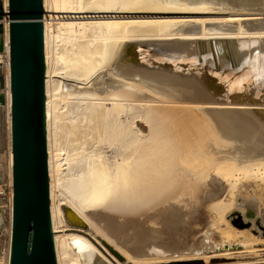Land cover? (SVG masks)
<instances>
[{
  "label": "bare ground",
  "instance_id": "1",
  "mask_svg": "<svg viewBox=\"0 0 264 264\" xmlns=\"http://www.w3.org/2000/svg\"><path fill=\"white\" fill-rule=\"evenodd\" d=\"M42 4L49 213L57 264L63 260L66 264H105L99 257L87 260L94 251L81 235L86 232L69 228L68 223L88 227L100 235L113 256L133 263L129 252L137 251H129L131 245L121 247L122 242H115L111 234L113 225L126 227L128 218L156 226L176 209L185 212L202 204L209 215L215 212L218 221H262L255 211L264 206V41L257 50H249L263 54L256 71L249 67L250 71L238 69L234 74L231 68L241 64L243 46L264 39V14L260 13L264 0H42ZM4 9L8 51L7 0ZM205 39L234 40L239 55L236 59L232 55L230 59L235 60L229 59V65L213 59L210 68L202 57L191 58L193 45ZM132 45L141 61L166 63L169 71L159 65L155 69L132 66L131 59L125 63L123 56L132 55ZM216 68L228 70L227 74ZM173 71L219 72L216 81H223L225 88L222 100L208 93L195 76ZM230 75H235L233 82L228 81ZM6 76L9 80V67ZM56 79L73 84L62 85ZM247 92L262 103L230 98ZM60 99L63 108L69 105L65 115L60 112ZM9 110L10 93L7 114ZM64 116L71 123L61 128ZM61 130L66 147L64 174L60 166L64 154L58 142ZM8 146L6 175L11 186ZM3 174L1 170L0 187ZM10 191L8 252L0 257V264L9 262ZM228 196L233 197L232 205L226 203ZM235 207L240 211H233ZM209 233H201L200 251L222 248L223 242L215 244ZM246 235L238 237V246L233 242L224 247L251 252L256 243L249 248ZM219 256L213 253L204 259Z\"/></svg>",
  "mask_w": 264,
  "mask_h": 264
},
{
  "label": "water",
  "instance_id": "2",
  "mask_svg": "<svg viewBox=\"0 0 264 264\" xmlns=\"http://www.w3.org/2000/svg\"><path fill=\"white\" fill-rule=\"evenodd\" d=\"M42 17V0H7L12 154V212L8 264H57L49 213L45 117L46 67ZM135 48L136 45H132L130 48L132 55L128 54L132 66L146 65L155 69L156 65H159L161 70L169 71L170 65L166 63L141 61L138 52H133ZM139 50L143 51L141 48ZM173 72L182 76H195L208 93L222 100L220 95L225 88L220 83L223 81H216L218 79L216 73L219 72ZM218 75L221 76L220 73ZM233 76L235 75H230L228 81L233 82ZM230 96L231 100L238 96L240 102L247 104L262 103L249 92ZM260 112L263 113L261 110ZM239 223L241 225L239 219L237 222L234 221V224ZM1 229L2 221L0 231Z\"/></svg>",
  "mask_w": 264,
  "mask_h": 264
},
{
  "label": "rangeland",
  "instance_id": "3",
  "mask_svg": "<svg viewBox=\"0 0 264 264\" xmlns=\"http://www.w3.org/2000/svg\"><path fill=\"white\" fill-rule=\"evenodd\" d=\"M3 10L5 11L4 0H0V11H1V14H0L1 35H0V37L1 38H2L3 29H4L3 21L5 20L4 19L5 14L3 13ZM262 11L260 13L264 14V11H263V13H262ZM262 22H264V21H262ZM261 41H264V39L253 40V42H251L249 45H245L242 47L244 49V51L241 52V59H238V61L239 60L242 61L241 64L238 66L237 65L234 66V68H231L232 71H235L234 74H237V71H239L238 69H244V70L247 69V71H250L252 68H254L255 71L257 70V67H255V65H257V61H260L263 54L258 56L256 48L258 47V45L260 44ZM233 42H234V40L233 41L230 40L227 42L226 40H223V39H214V40L205 39V40H202L199 43H195L193 45L194 55L191 56V58L202 57L203 61L205 63H207V65H209V67H210L209 61H211L213 59L216 60V58L219 59L220 61L223 60V63H226L229 65V62H230L229 59L232 58V55L235 56V59L237 58V55H239V51L236 52V50H237L236 44H235V42L234 43ZM253 49H256L255 50L256 52L252 53L251 51H249V50H253ZM213 53H215V55H217V57H215V55H213ZM259 57H260V59H259ZM130 59H131V57H129V55L123 56V60L125 63H129ZM235 59H232V60H235ZM249 59H251V65H249ZM131 65H132V63H131ZM235 67H237V69H235ZM249 67H251V69H249ZM210 68H213V67H210ZM218 70L221 71L222 73H225V74H227L226 71H228L226 69H218ZM253 75H254V73L251 72L250 76H253ZM56 80H58L62 85L73 84L71 82H66V81L61 80V79H56ZM60 101H61V99H60ZM60 104H61L60 112H62L61 114L65 115L69 109V105L67 107L63 108V101H61ZM1 114H3V112ZM70 117L73 119L75 117V113L73 112L72 115H70ZM1 120H2V118H1ZM69 123H71V122L68 121L67 118L64 116L62 118V120L60 121L59 126L61 128L62 127L65 128L67 125H69ZM58 142L61 144L60 148L62 149L60 153L64 154V156H62V159L60 162L61 171L63 170V174H64V173H66L65 169L67 166L64 165L65 164L64 158H65L66 147H65V140L62 137V130H61V133H59V135H58ZM9 144H10V142H9L8 134H7V131L5 130V127L3 126L2 131L0 133V165L3 166V167L0 166V171L2 170L4 173L2 176V179H1L2 182H1V187H0V211H1L0 216L2 215L1 216L2 217V229L0 231V257H2V258H5V256L7 255V252H8V244H9V234L8 233L10 231L8 199H9V196L11 194V191H10V188L8 187L9 183H8V178L6 175L8 172L7 167H6V163H7V153H8L7 150L9 148V146H8ZM222 195L220 197H223ZM232 198L233 197L228 196L226 203L229 205L230 204L232 205L233 204ZM187 207H190L189 203H188ZM201 207H203V208L201 209ZM235 208L233 209V211L234 210L240 211V209H237L238 207L236 209ZM193 209H195V210L193 211ZM186 210L184 212L180 209H176L174 211V213H172V215L169 214L170 216H167L166 218L164 217V220L159 219L160 221L158 220L159 224L157 223V225H156L157 227L154 225L150 226L149 224H144L143 222H141L140 219H134V218L126 219V227L125 226L119 227V225L116 226V224H115L116 228L119 227V228H117L118 230H116L115 226L113 225L111 227V230L113 229L112 230L113 233L111 232V234H112V238H114L115 242H118V241L122 242V243H120V244H122L121 247L124 246L126 248H128L131 245L132 248L129 247L128 250L133 251V249H134L135 252L137 251L136 254L140 252V255L138 254L139 256H135L136 254L134 252H132V254H131V252H129L130 255H132V257L135 259V262H133V263H127V261L125 260L124 257L123 258L121 257L122 260H118L115 256L112 255V253H110L111 252L110 249L108 248V246H106V243H104V241H102V238L100 237V235H97L92 230L90 231L88 229V227L72 226L69 223H68V226H69V228L82 229L83 231L86 232V233H81L82 237L86 241L85 244L88 245L89 248H92V250L95 252V253L90 252V255L88 256L87 260L95 258V257H99L101 260H103V262L105 264H207V263L208 264H237V263H246V262H255V261H257V264H260L261 261H264V206L261 205L260 208H258L255 211L257 213V215L261 216V218H262L261 222H254L253 220H250V219L248 221L243 222L241 219H239V220H241V225H240V223L238 225L234 224V221L237 222L238 218H234L231 221H228L227 219H224V221L223 220L218 221L219 219H216V218H218V216L215 215V212L213 213V211H212V212H210V215H209V211L207 210V207L205 205H202V204H200L196 208L190 207V209L187 208ZM198 210H200V211H198ZM229 210H227V213H229ZM172 219H173V221H172ZM72 222L73 223H76V222L79 223L78 219H77V221L75 219H72ZM80 223H82V221H80ZM170 223H171V225H170ZM83 224L84 223H82V225ZM245 224L247 226H244ZM135 229H137V230H135ZM114 230L116 232H114ZM206 230L208 233L212 231L211 232L212 234L209 233V238H210V240H214L215 244L220 245L219 243L223 242L222 243L223 246L221 249L219 247H217L216 250H209V249H208V251L207 250H202V251L199 250L200 247H198V246L202 243V241H199L202 238L201 233L203 234V232H206ZM209 230H211V231H209ZM234 232H235V236L233 235ZM238 232H241L243 234L247 233V235L245 236L246 237L245 243H248V244H246V245L247 246L249 245L250 246L249 248H251L250 243H253V242L256 243L254 245L252 244V248L254 247L253 249H255L257 251H253L254 252L253 253L252 252L253 249L251 250V252L249 249H246L250 253L248 251L244 253L243 252L244 250L242 248H239L237 250L236 248H232L233 246H230V248L226 249L224 246L228 247L227 243H233L234 242L231 245H234V246L237 245L238 246V243H237V241L239 239L238 237L241 235V233L238 234ZM72 233H74V232H72ZM125 234H126V236H124ZM139 235H140V237H139ZM136 237L137 238L139 237V238L137 239ZM199 237H201V238H199ZM197 238H198V240H197ZM209 238L207 237V235H204V239H207V241H209ZM260 243H262L261 246H260ZM135 244H136V246H135ZM132 245L135 247L133 248ZM118 246H120V245H118ZM146 246L149 248L147 249ZM156 247L158 249H156ZM195 247H196V249H195ZM159 248H162V250H163L162 254L164 253V255H160L161 250ZM218 248H219V250H218ZM87 249L88 248L85 246L84 250L86 252H87ZM197 249H198V251H196ZM142 250H143L144 254L142 253ZM153 250H155V251L153 252ZM165 250H166V252H164ZM192 250H193V252H192ZM199 251L202 252V254ZM205 251H206V253H205ZM225 251H227V252H225ZM145 252L147 255L145 254ZM213 253L214 254L218 253V254H221L222 256L221 257L219 256V257H217V259H212V260L204 259V258H206L204 256L211 255ZM227 253H230V254H227ZM251 253H253L254 255ZM255 253L257 255H255ZM158 254L160 255V257L158 256ZM195 254H196V257H195ZM250 255H251V257H250ZM169 257H171V258H169ZM63 264H66V261L63 260Z\"/></svg>",
  "mask_w": 264,
  "mask_h": 264
},
{
  "label": "built area",
  "instance_id": "4",
  "mask_svg": "<svg viewBox=\"0 0 264 264\" xmlns=\"http://www.w3.org/2000/svg\"><path fill=\"white\" fill-rule=\"evenodd\" d=\"M4 13V10H3ZM5 28L3 29L2 38L0 37V44L3 46V51L0 53V68H1V76H0V133L2 131L3 126L5 130L7 127V121L9 115V123H10V110L9 114H7L8 109V95H9V80L6 76V70L8 69V51L5 48ZM3 112V114H1ZM2 118V120H1ZM8 134V131H7ZM9 137V135H8ZM10 141V140H9ZM11 145V142H10ZM11 190V186H8Z\"/></svg>",
  "mask_w": 264,
  "mask_h": 264
},
{
  "label": "crops",
  "instance_id": "5",
  "mask_svg": "<svg viewBox=\"0 0 264 264\" xmlns=\"http://www.w3.org/2000/svg\"><path fill=\"white\" fill-rule=\"evenodd\" d=\"M5 14V13H4ZM0 35H1V29H0ZM3 51V46H2V44H0V53ZM1 68H0V76H1Z\"/></svg>",
  "mask_w": 264,
  "mask_h": 264
},
{
  "label": "trees",
  "instance_id": "6",
  "mask_svg": "<svg viewBox=\"0 0 264 264\" xmlns=\"http://www.w3.org/2000/svg\"><path fill=\"white\" fill-rule=\"evenodd\" d=\"M0 14H1V11H0Z\"/></svg>",
  "mask_w": 264,
  "mask_h": 264
}]
</instances>
